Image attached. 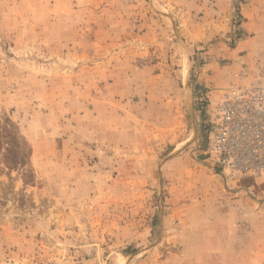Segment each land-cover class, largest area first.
<instances>
[{"label":"rangeland","instance_id":"374dc122","mask_svg":"<svg viewBox=\"0 0 264 264\" xmlns=\"http://www.w3.org/2000/svg\"><path fill=\"white\" fill-rule=\"evenodd\" d=\"M259 79L264 0H0V264H264V174L207 155Z\"/></svg>","mask_w":264,"mask_h":264},{"label":"built area","instance_id":"2783aa9c","mask_svg":"<svg viewBox=\"0 0 264 264\" xmlns=\"http://www.w3.org/2000/svg\"><path fill=\"white\" fill-rule=\"evenodd\" d=\"M207 155L225 174H264V80L222 92L211 110Z\"/></svg>","mask_w":264,"mask_h":264},{"label":"trees","instance_id":"16d2710c","mask_svg":"<svg viewBox=\"0 0 264 264\" xmlns=\"http://www.w3.org/2000/svg\"><path fill=\"white\" fill-rule=\"evenodd\" d=\"M8 134H10V131L8 129L5 128V132L4 133H0V147L3 145L2 139L8 138ZM14 139H11V142ZM6 144L8 145V148L6 149L7 153L10 155L11 153H13V148H12V144L6 142ZM25 162L24 159H21L19 163L23 164Z\"/></svg>","mask_w":264,"mask_h":264},{"label":"bare ground","instance_id":"6f19581e","mask_svg":"<svg viewBox=\"0 0 264 264\" xmlns=\"http://www.w3.org/2000/svg\"><path fill=\"white\" fill-rule=\"evenodd\" d=\"M215 167H216V165H214ZM216 169H218V170H220L218 167H216ZM220 172H222L221 170H220ZM222 173H224V172H222ZM225 174V173H224Z\"/></svg>","mask_w":264,"mask_h":264}]
</instances>
